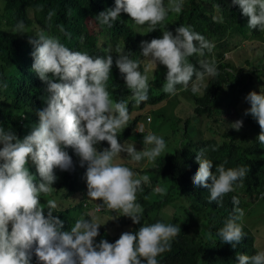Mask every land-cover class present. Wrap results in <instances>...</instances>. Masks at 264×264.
Here are the masks:
<instances>
[{"label":"trees","instance_id":"obj_1","mask_svg":"<svg viewBox=\"0 0 264 264\" xmlns=\"http://www.w3.org/2000/svg\"><path fill=\"white\" fill-rule=\"evenodd\" d=\"M254 2L0 0V264H104L112 243L100 253V240L85 248L75 231L83 203L71 201L65 216L51 218L40 196L48 169L65 186L82 151H118L143 111L166 104L173 84L207 76L201 93L179 99L191 102L190 115L166 118H179L182 143L145 171L149 180L133 183L139 206L125 216L130 229L117 257L120 264H259L251 253L258 229L248 218L264 199V99L245 110L239 102L264 85V53L247 70L226 59L235 39L240 46L238 37L263 34L264 7ZM108 103L114 122L94 116ZM204 116L209 135L195 143L190 124ZM91 117L97 132L88 129ZM83 226L93 227L90 216Z\"/></svg>","mask_w":264,"mask_h":264},{"label":"rangeland","instance_id":"obj_2","mask_svg":"<svg viewBox=\"0 0 264 264\" xmlns=\"http://www.w3.org/2000/svg\"><path fill=\"white\" fill-rule=\"evenodd\" d=\"M143 2L145 3V0H143ZM254 3L256 5H263L264 7V3L260 0H255ZM257 15L261 18L260 13H257ZM262 20H264V18ZM237 40V43H240V46H236L235 39L231 44V50L226 54V59L230 60L239 68H244L245 70L250 69L251 67L248 61L251 60L252 57L257 59L264 53V29L263 34L260 37L258 36L250 39L238 37ZM208 77L209 76H207V78ZM207 78L197 80L195 86L191 84L192 86L190 85V87H186L187 92L180 91L182 94L170 98L167 104L157 110L158 112L154 111L153 114L151 112L144 113L142 123H144L143 125L145 128L149 129V136L145 133H135L134 136L131 135L132 137L128 140V143H125V146H123L118 153L113 155L106 157L95 155L91 158L85 156L80 157L79 160L81 163H79L78 166L81 168L83 165L80 172H82L83 176L87 177L83 180L80 179L81 182H84V180L87 181V183L85 181L81 185V189L84 190L83 198L87 196L89 200L94 202H98L99 200L106 206H116L117 208L125 207V204L128 202L125 198H127L132 191L133 183H142V181L149 180L150 178L149 173L141 172V170L153 166L156 160L173 153L174 149L179 147L180 143L184 140L182 131L178 125V120L179 118L189 116L192 105L190 104V101L180 102L179 99H182L183 95L187 99H191L193 97L192 92L196 90L201 91L200 83L206 82ZM262 98L264 99V85H262L260 90L258 86L251 89L249 91V96L242 99L239 103L245 110L248 109V106L244 107L245 104L260 102V99ZM114 108L115 104L108 103L107 105H102L99 107L101 113L95 114L94 116H98L99 119L109 118L111 121H115L116 116ZM162 111H165L166 116H170L172 112L176 111L177 114L175 115L179 118L173 120L166 119L164 116H158V113ZM132 112L131 117L135 116L137 111L133 110ZM227 115L234 116V112H230ZM149 116L153 117V121L149 122L147 119ZM223 116H225V114ZM95 118L96 117H91L90 119H86L89 124V130H95L96 126L99 124V120H93ZM198 120L199 121H196V119L193 118L189 128V135L194 141L205 138L207 134H205V132L209 126L208 118H203L202 121L200 119ZM180 124L182 125L183 122L181 121ZM210 129L212 130V128ZM210 129L209 131L211 132ZM207 135H209V133ZM164 138H166V140ZM135 168L138 171L137 173L133 171ZM66 169L67 168L61 169L60 171L63 172ZM45 194L48 195L49 191L45 190ZM60 196L61 193H53L48 196V200L55 202ZM129 196L133 197L132 194ZM72 197L74 196L72 195ZM187 203L189 204L190 202ZM129 206L131 208H136L132 207L131 204H129ZM168 212L169 211L166 209L161 212V215L167 218L171 216ZM91 213L94 217V226L80 230L79 232L81 236L80 239L84 240L83 246L85 248H90L92 241L94 240L103 241L100 245L101 247L105 240L111 239L115 234V231L112 229V224H109L108 220L114 219L117 216L116 212L115 215L112 214L114 216L106 213L98 214L94 211H91ZM249 214L251 215L248 220L251 222V225L255 226V229H258V231L255 232L256 243L257 245L260 244L264 250V199L258 201L255 209L253 211L251 210ZM99 215L102 217H98ZM134 223L135 221H133V224ZM102 227H106V231L104 230L103 233L99 234Z\"/></svg>","mask_w":264,"mask_h":264},{"label":"clouds","instance_id":"obj_3","mask_svg":"<svg viewBox=\"0 0 264 264\" xmlns=\"http://www.w3.org/2000/svg\"><path fill=\"white\" fill-rule=\"evenodd\" d=\"M196 81L197 80H194V81H192L191 83H189L188 85H186V86H177L176 84H173V87L174 88H172V90H173V94L170 96V98H174V96L176 95H179V94H182V92H180V91H183V92H187L186 91V87L188 88V87H190V85L191 84H193L194 86L196 85ZM204 83H206V82H204ZM203 82L202 83H200V87H201V91L200 90H196V91H191L192 93H193V96L195 95V94H197V93H201L202 91H203V84H204ZM192 86V85H191ZM175 96V97H176ZM170 98H168V100L166 101V104H167V102L170 100ZM182 98H185V96L183 95V97ZM165 105V104H164ZM162 107V106H161ZM192 109H193V107H192ZM191 109V112L193 111ZM132 110H134V109H132ZM157 110V109H156ZM151 110L150 109H147L146 111H143L142 112V116L140 117V119L137 121V123H136V125H135V127H134V131L136 132V133H146L148 136H149V129H147V128H145L144 127V123H142V121H143V119H144V113H147V112H150ZM190 112V113H191ZM153 114V113H152ZM190 115V114H189ZM165 118H169V116H164ZM186 118V117H185ZM204 118H206L205 116H204ZM108 119V118H107ZM148 120H149V122H151V121H153V117H151V116H149L148 118H147ZM180 119H182L183 120V118H180ZM113 122H114V120H112ZM86 124H87V126H88V129H89V124L87 123V121H86ZM208 124H209V122H208ZM113 125V124H112ZM101 126H99V125H97L96 126V128H95V130H89V131H91V132H97L98 130H99V128H100ZM111 128H113L112 126H111ZM132 136H130V138H131ZM129 138V139H130ZM129 139H127V140H125L124 142H123V144H122V146L119 148V150L120 149H122L123 148V146H125V143H128V140ZM202 139V138H201ZM201 139H199L198 141H195V143L196 142H199ZM119 150L118 151H116V152H99L98 150H95V152H89V151H82L81 153H80V155L78 156L79 158H78V163H81L80 162V157H82V156H85V157H89V158H91V157H93V156H95V155H99V156H101V157H106V156H109V155H113V154H116V153H118L119 152ZM156 164H154V166H155ZM82 167H83V165H82ZM81 167V168H82ZM152 166H150V167H148V168H151ZM81 168H79V166L77 165V170H76V173L75 174H73V175H75V177H73L70 181L71 182H69V183H66L65 184V186H63L62 185V181H61V178H60V176L59 175H56L55 173H54V170H51V169H48V171H47V173L49 174V177H47V183L46 184H44L41 188H40V196L44 199V201H43V203L44 204H51V206L53 207V212H51V213H53L52 215H51V218H53L54 220H56V219H59V217L60 216H65V211H67L68 209H69V203L71 202V201H73V204L74 203H83V210H82V212L79 214V216H77L76 217V220H75V222H73V223H75V231H76V233H78V235L80 236V230H83V229H86L84 226H83V223H84V221H85V218L87 217V216H90L91 217V220H92V223H93V226H94V217H93V215H92V213H91V211H94L95 213H98V214H103V213H106V214H108V215H111V216H114L115 215V212L117 213V216L114 218V219H109L108 220V222L109 221H111V224H112V229L115 231V234H114V236L111 238V239H109V240H105V242L103 243V245L100 247V253L104 250V248H105V246L106 245H108V244H111L112 243V245L111 246H109L108 247V249H109V251L107 252V254L105 253V255H106V262H104V264H120L121 262L119 261V257H121V256H119V257H117V255H118V253H119V251H120V248H121V242L124 240V238L122 237V236H125V232L124 231H128L130 228L129 227H126L125 226V216H127L128 214H130V211L132 210V209H134V208H131L130 206H129V204H131V206L132 207H137V206H139V204L138 205H136L137 204V202L136 201H134L133 200V198L131 199L130 197H132V196H127V198H125L126 200H128V202L125 204V207H126V211H124V210H121V209H116V207L114 206V207H112V206H106L104 203H102L101 201H99L98 199V202H94V201H92V200H89L88 198H87V196H85L84 198H83V191L84 190H82L81 189V185L86 181V180H84V182H81L80 181V179H84V178H87L86 176H83V174H82V172H80V170H82ZM148 168H146V169H142L141 170V172H145ZM60 169H63L62 168V166L60 165ZM71 169V168H70ZM134 172H138L137 170H136V168H135V170H133ZM45 179H46V177H44ZM76 179V181H74ZM73 184L72 186H71V188H75V190H73V193H72V195L74 196V197H70V200L67 198V193L69 192V184ZM86 183H87V181H86ZM79 185H80V187H79ZM156 189L157 190H160L161 189V187H160V185L158 184L157 186H156ZM45 190H48L49 191V194L47 195V194H45ZM53 193H61V196H60V198L59 199H57L55 202H51V201H49L48 200V196H50L51 194H53ZM130 199H131V201H130ZM74 201H77V202H74ZM258 202V201H257ZM256 202V203H257ZM136 203V204H135ZM41 205H42V203H41ZM43 206V205H42ZM44 208V207H43ZM45 209V208H44ZM112 214H114V215H112ZM111 216H109V217H111ZM98 217H102L101 215H99ZM61 218V217H60ZM242 219L244 220V222L246 221V217L243 215V217H242ZM21 222V221H20ZM22 222H24V221H22ZM122 222H123V224H122ZM51 221H49V222H47V224H46V226L47 227H49L50 225H51ZM131 224H133V221H132V223ZM20 227H21V229L22 230H24L25 228H26V230H27V233H32V232H34L35 230H36V232L39 234V233H41V228H35V226H34V228L35 229H33V228H31V227H29L27 224L25 225V226H23V225H20V224H18ZM243 225H245V224H243ZM28 226V227H27ZM246 226V225H245ZM100 228V227H99ZM103 228V230H102V233L104 232V230H105V227H102ZM116 228H120V230L118 231V230H116ZM126 228H128L127 230H125ZM253 231H254V228H253ZM122 232H124V233H122ZM122 233V234H121ZM255 233V232H254ZM100 234V233H99ZM98 234V235H99ZM245 236H246V233L244 234V237L242 238V237H237V239L240 241V243H242V241L244 242V238H245ZM255 237V240H254V248L255 249H253V251H251V248L249 247L248 248V250H250L251 251V253L253 252V253H255V252H257V255H259V257H258V261H259V264H264V250H263V248H262V246H260V244H258L257 245V243H256V236H254ZM80 238H81V236H80ZM114 238H117V240L116 241H114ZM82 240V239H81ZM103 241H101V242H99V245H101V243H102ZM18 243V242H17ZM246 245H247V242H246ZM101 255V254H100ZM131 264H143V263H140V262H134V261H132L131 262ZM231 264H235V263H231ZM248 264V263H247Z\"/></svg>","mask_w":264,"mask_h":264}]
</instances>
